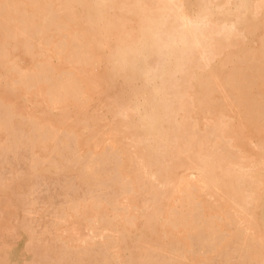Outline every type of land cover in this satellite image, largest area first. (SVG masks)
<instances>
[{
    "label": "rangeland",
    "instance_id": "obj_1",
    "mask_svg": "<svg viewBox=\"0 0 264 264\" xmlns=\"http://www.w3.org/2000/svg\"><path fill=\"white\" fill-rule=\"evenodd\" d=\"M120 1L91 5L85 21L59 0L0 1V264H264V0H203L200 13L195 0ZM181 1L205 32L204 54L158 101L182 138L166 145L176 159L157 165L161 142L143 156L127 124L143 97L122 111L97 96L99 69L81 47L101 35L91 18L135 30L144 8L166 19L159 36H178ZM197 153L208 177L192 170Z\"/></svg>",
    "mask_w": 264,
    "mask_h": 264
},
{
    "label": "bare ground",
    "instance_id": "obj_2",
    "mask_svg": "<svg viewBox=\"0 0 264 264\" xmlns=\"http://www.w3.org/2000/svg\"><path fill=\"white\" fill-rule=\"evenodd\" d=\"M0 1L3 2L4 0H0ZM17 1H19V0H17ZM59 1H62V3L65 5L66 8H69V7L72 8L74 11L72 16H74V18L76 20H81V21H85V19L87 18V12H88L87 10H88V7H90L91 5H94L96 8H98L99 11L106 10V9L108 10L109 8L121 9L124 6L123 2L120 0H59ZM184 1L180 2L178 12H177V14H179V16H177V17L181 18L184 21L185 26L183 29L180 28L182 30H180V31L177 30L178 36L177 35L173 36L174 34H177V33H173V35H172V32L171 33L168 32V33L171 36H173V38L172 37L170 38L169 35H168V38L161 37L162 34H160V36H159L157 34L158 33L157 29L159 28V26L163 25L162 24L163 22L166 23V19L162 17L165 21H163L162 18H160L161 20L157 21L155 18H153L155 12H152L149 9L144 8L142 13L135 16L137 19V23H138V26L136 25L135 30L133 29V27L129 28L128 30H123V31L118 30L117 26H116V28L113 26H110L108 21H106L102 25H98L94 21H92L93 19L91 18L90 22L88 21L89 22L88 28L96 31V33H100L101 35L99 36V34H96L97 36H96L95 40H90L87 43V45H88L87 47H85L86 45L81 47L82 50H84L86 48L87 54H91L93 56V60L90 64L99 69V75H97V78L99 79V87L97 88L98 91L97 90H95V91L100 92V94H97L94 91L93 92L95 94H97V96H103L104 98L107 96V97L111 98L113 101H115V99L117 97V99L119 101L117 105H118L119 109H121L122 111H123V109L125 111L126 110L132 111L138 106L137 108L141 112H138V114L136 116H135V114L132 115L130 113H127V115H126L128 118L127 124L131 128L132 133H135L137 136L135 142L138 143V148L145 149L143 156L149 157V156H151V154L153 155V153L156 154L157 153L156 151H158V150L155 151V146H156V144L161 142L160 144L163 145L165 150H162V152L159 151L158 156L153 155L155 157V159H154L155 164H157V165H159L161 161L163 163V160H164V163H165V160L168 162V163L166 162L167 165L171 164V162L175 158L174 154H176V153H173L171 151L172 150L171 147L173 148L174 145L173 146L169 145L170 148H167V146H168L167 144L169 142L172 143L173 140L170 141V138L171 139L174 137L179 138L178 135L182 134L181 133L182 131L180 130L181 128L179 126L177 127L176 125H174L172 123V120L169 117V113L171 114V112L169 111L170 108L168 110V104H165V102L162 101V100H165V96H166L165 92L168 91L165 89L166 84L168 83V85H169V83H171V84H172V82L174 83L176 73H178V72L183 73L185 70L194 66V62H193L194 60L193 59L196 57V55L201 54L200 57L203 58L202 55L204 54V52L202 51V49L204 47H202L203 44H202L201 40H202L203 36L204 37L206 36L205 32L204 31L202 32L201 29H200V31H198L199 29L197 28V26H195V24L194 25L192 24L193 19L191 21V19L189 18L190 15L188 16L189 13L185 9L187 7L188 3L186 4ZM202 1L203 0H195L194 5H193L197 9L195 11H197L199 13L204 10V5H203ZM7 2H8V0H7ZM7 2L4 1L3 3L4 4L6 3L7 7L10 6L8 4H12V6L10 8H12L13 5H18L16 0H9V2H11V3H9V2L7 3ZM190 4L192 5V3H190ZM193 6H192V8H193ZM205 6H208V5H205ZM206 9L209 10V7L205 8V10ZM8 10H11V9L8 8ZM209 11H208V13H210ZM9 13H11V11ZM206 13H207V11H206ZM236 14H237V12H236ZM10 16H12V14H10ZM93 17H95V16L93 15ZM195 20H197V19H195ZM183 21H182V24H183ZM105 27L107 29L104 30L105 32H102L101 30H103ZM226 30H227V28H226ZM225 31H223V32H225ZM160 33H161V31H160ZM166 34H167V32H166ZM107 35L110 36L109 39H107ZM162 36H164V34ZM21 41H22L21 38L13 40L14 45H16L17 47L20 46ZM105 48H108L110 53H108V52L105 53V51H104ZM262 57H264V56H262ZM204 59L206 60L205 55H204ZM262 59H264V58H262ZM102 60L104 61V63ZM254 62H255V60H254ZM71 68H73V67L71 66ZM225 73H228V71ZM216 75H214V76H216ZM221 75L222 74L217 75V76L221 77ZM225 76H226V74H225ZM216 77H214V78H216ZM91 78H92L91 75H82L81 76L80 84L82 85L83 91H85V90L87 91V89H89L88 88V86H89L88 81ZM221 78L225 79L224 76ZM229 81H231V80H229ZM66 82H68V83H66ZM66 82H60L59 87H57V90L62 92L63 91L62 89L65 90V89L70 88V86H69V85H71L70 82L68 80ZM135 82H140L139 83L140 85L137 86ZM261 86L263 87V84H260V87ZM78 87L80 88V86H78ZM75 88H74V90H75ZM67 91H69V90H67ZM201 91H202V93L201 94L199 93L200 96L205 95L206 97L205 96L204 97L208 98L207 97V95H209V94H207L208 92H206V90L204 92L202 88H201ZM71 92H72V90H71ZM260 92L262 94V91H260ZM74 93H77V92H74ZM140 96L143 97L142 98L143 103H139V104L137 102L134 103L133 101L135 99H137V97H140ZM209 96H211V95H209ZM209 98L211 99V97H209ZM160 99H162L161 102H163V105L158 104V101ZM207 100L208 99H206V101ZM169 107H170V105H169ZM136 110H134V111H136ZM254 117H255V115H254ZM119 118L120 117H117V121H118V123H121L122 119L121 118L119 119ZM246 122H248V121L246 120ZM249 123H250V121H249ZM252 123H254L253 121L250 124L252 126H254ZM256 131H258V130H256ZM258 132H255V133L259 134ZM261 132L263 133V131H261ZM179 136H180V138H182V135H179ZM138 137L140 139H138ZM140 140H141V142H140ZM177 143H179V142H177ZM180 143H181V141H180ZM184 145L186 146V144H184ZM188 146H187L186 150L188 149ZM165 147L167 148V150ZM177 148H178V146H177ZM158 149H159V146H158ZM175 149H176V147H174V149H173L174 152H175ZM200 154L201 153H197V155H195V156H199ZM156 157H157V159H156ZM141 159H143L142 156H141ZM175 165L176 164L174 162L172 164L173 168L176 167ZM152 166L153 165H151V167L148 170L149 175L153 174L152 172L154 169H152ZM184 166H185V164H178L177 168L179 167V168H182L185 170ZM192 167H193L192 170L195 169L198 172V177L204 178V177L209 176L207 174L210 171V169H209V165H208L206 159H203L199 156L198 161L195 162L192 165ZM179 168H178V170H179ZM175 170H177V169H174V174H175V176H177L176 178L177 179L182 178L183 174H182V176L179 174H176ZM180 174H181V172H180ZM205 180H206V178H205ZM206 181H207L206 184L208 182L210 184L213 183V181H208V180H206ZM223 185L225 186V184H222V186ZM259 207H261V205ZM257 215H258V213L256 212V216ZM2 225H3V222H2ZM147 226H149V224L148 225L146 224V227ZM123 229H126V228H123ZM137 231H138V229H137ZM128 232L130 233V231H128ZM125 233H127V232H125ZM141 235H138V236L141 237ZM149 235H151V234H149ZM138 236H137V238H138ZM126 237H127V235H126ZM143 237H145V236H143ZM128 238L130 239V236ZM127 242L128 241H126V243L124 244V248H127L129 246L130 243L128 244Z\"/></svg>",
    "mask_w": 264,
    "mask_h": 264
}]
</instances>
